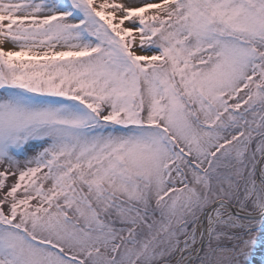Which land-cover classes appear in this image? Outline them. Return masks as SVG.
I'll return each mask as SVG.
<instances>
[{
	"label": "snow or ice",
	"instance_id": "snow-or-ice-1",
	"mask_svg": "<svg viewBox=\"0 0 264 264\" xmlns=\"http://www.w3.org/2000/svg\"><path fill=\"white\" fill-rule=\"evenodd\" d=\"M0 264H264V0H0Z\"/></svg>",
	"mask_w": 264,
	"mask_h": 264
}]
</instances>
